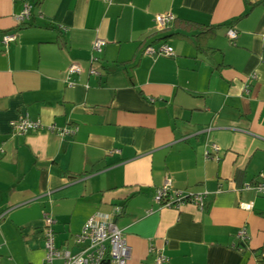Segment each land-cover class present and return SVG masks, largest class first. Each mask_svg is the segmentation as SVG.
I'll return each mask as SVG.
<instances>
[{
	"label": "crops",
	"instance_id": "obj_1",
	"mask_svg": "<svg viewBox=\"0 0 264 264\" xmlns=\"http://www.w3.org/2000/svg\"><path fill=\"white\" fill-rule=\"evenodd\" d=\"M168 12L174 21L158 29ZM96 38L106 44L91 74ZM163 43L174 56L144 53ZM25 116L77 130L15 133ZM260 173L264 0H0L1 264H42L45 212L72 253L86 221L107 214L128 264H156L159 251L166 264H264V195L243 189ZM166 180L208 191L205 209L160 207Z\"/></svg>",
	"mask_w": 264,
	"mask_h": 264
},
{
	"label": "built area",
	"instance_id": "obj_2",
	"mask_svg": "<svg viewBox=\"0 0 264 264\" xmlns=\"http://www.w3.org/2000/svg\"><path fill=\"white\" fill-rule=\"evenodd\" d=\"M110 2L111 0H107ZM31 5L25 4L23 11L16 16L18 22L22 23L31 17ZM175 16L172 13H161L155 17L156 26L158 29H164ZM227 35L231 40L237 38V32L230 28ZM15 39V35L7 33L2 36V42L8 44ZM106 41L102 38H96L92 44V53L90 56V73L98 74V70L94 65L98 61V54L103 51ZM144 53L150 56H167L175 55L174 48L163 43L158 47L148 45ZM81 67L77 63H72L69 66L68 74H79ZM255 78V75H253ZM72 84V83H71ZM247 90V89H246ZM154 102V99H151ZM15 133L24 135L29 132H37L42 129H47L53 133H57L61 137L73 134L77 128L58 127L55 124L45 126L38 120H33L25 116L18 121L12 123ZM216 151L219 147L216 144L211 145ZM206 155L211 153L206 151ZM244 190H251L259 195H264V173H260L258 179L253 182H248L243 185ZM208 191L194 192L189 190L175 189L169 180H166L164 185L157 189L155 193V202L160 207L181 209L187 204H192L200 210H204ZM240 207L246 210H251L253 204L250 202L240 203ZM150 213V211H149ZM44 229L43 239L45 247V257L42 264H56L60 261L61 264H128L131 256V248L127 243L123 231L117 226L115 219L107 214H96L90 217L81 231L74 235V245L79 249L78 252L72 253L68 249H61L56 245L55 224L56 219L51 213H43ZM237 237L239 243L244 245L248 239V232L243 228L240 229ZM241 248V245L238 246ZM264 256V253L262 254ZM169 257L164 251H159L155 263L166 264ZM1 264V263H0Z\"/></svg>",
	"mask_w": 264,
	"mask_h": 264
}]
</instances>
